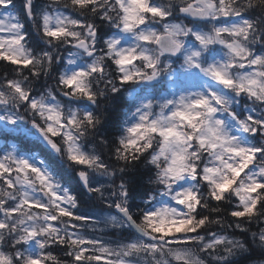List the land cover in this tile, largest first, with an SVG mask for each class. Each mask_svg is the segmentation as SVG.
I'll list each match as a JSON object with an SVG mask.
<instances>
[{
	"label": "snow or ice",
	"instance_id": "1",
	"mask_svg": "<svg viewBox=\"0 0 264 264\" xmlns=\"http://www.w3.org/2000/svg\"><path fill=\"white\" fill-rule=\"evenodd\" d=\"M264 262V0H0V264Z\"/></svg>",
	"mask_w": 264,
	"mask_h": 264
},
{
	"label": "trees",
	"instance_id": "2",
	"mask_svg": "<svg viewBox=\"0 0 264 264\" xmlns=\"http://www.w3.org/2000/svg\"><path fill=\"white\" fill-rule=\"evenodd\" d=\"M17 4L19 5V0H17Z\"/></svg>",
	"mask_w": 264,
	"mask_h": 264
},
{
	"label": "clouds",
	"instance_id": "3",
	"mask_svg": "<svg viewBox=\"0 0 264 264\" xmlns=\"http://www.w3.org/2000/svg\"><path fill=\"white\" fill-rule=\"evenodd\" d=\"M261 264H264V262H261Z\"/></svg>",
	"mask_w": 264,
	"mask_h": 264
}]
</instances>
